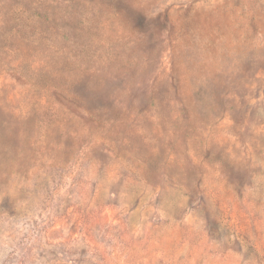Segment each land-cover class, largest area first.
<instances>
[{
    "label": "rangeland",
    "instance_id": "rangeland-1",
    "mask_svg": "<svg viewBox=\"0 0 264 264\" xmlns=\"http://www.w3.org/2000/svg\"><path fill=\"white\" fill-rule=\"evenodd\" d=\"M0 264H264V0H0Z\"/></svg>",
    "mask_w": 264,
    "mask_h": 264
}]
</instances>
